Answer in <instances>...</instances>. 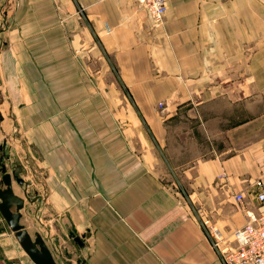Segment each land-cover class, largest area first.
Listing matches in <instances>:
<instances>
[{"label": "crops", "instance_id": "1", "mask_svg": "<svg viewBox=\"0 0 264 264\" xmlns=\"http://www.w3.org/2000/svg\"><path fill=\"white\" fill-rule=\"evenodd\" d=\"M216 103L244 107L175 173L169 121ZM260 103L264 0H167L162 24L135 0H0V166L58 264H222L193 202L227 235L260 211ZM17 261L0 214V264Z\"/></svg>", "mask_w": 264, "mask_h": 264}, {"label": "built area", "instance_id": "2", "mask_svg": "<svg viewBox=\"0 0 264 264\" xmlns=\"http://www.w3.org/2000/svg\"><path fill=\"white\" fill-rule=\"evenodd\" d=\"M135 2L148 10L155 23L164 22L167 0H135ZM158 106L163 107V103L159 102ZM254 186L253 197L259 204L260 211L254 213L245 209L247 220L228 235L213 222L203 206L193 207L195 217L222 264H264V185L260 179H257ZM233 196L236 202L243 204L242 192H236ZM12 264L25 263L17 261Z\"/></svg>", "mask_w": 264, "mask_h": 264}, {"label": "rangeland", "instance_id": "3", "mask_svg": "<svg viewBox=\"0 0 264 264\" xmlns=\"http://www.w3.org/2000/svg\"><path fill=\"white\" fill-rule=\"evenodd\" d=\"M242 107H244L243 103L238 107L234 104L223 105L216 103L208 105V113L211 114L212 118H215L207 122L203 120V118H199L197 109H191L187 106L181 107L179 109L180 115H176L177 117L169 121L167 125V130L172 131L174 134L172 137L171 152L163 150L165 156H169L167 160L169 164L176 167L175 173L177 170H181V168L187 165L188 161L191 162L194 160L197 162L202 160V158L215 154V152L209 151L212 143L209 137L211 133L214 135L216 132V135L212 137L215 138L216 142L219 140V130L223 126V121L219 119L220 110L224 111L227 109L231 112V115L234 116L237 110ZM259 108L261 111L264 108L261 103L259 104ZM230 122L231 121H228V123ZM232 122H234V120H232ZM224 123H226V121H224ZM260 126L261 129H263L262 123H260ZM179 186L181 191L187 192V185L179 183ZM193 203L198 205L197 201Z\"/></svg>", "mask_w": 264, "mask_h": 264}, {"label": "water", "instance_id": "4", "mask_svg": "<svg viewBox=\"0 0 264 264\" xmlns=\"http://www.w3.org/2000/svg\"><path fill=\"white\" fill-rule=\"evenodd\" d=\"M4 146V143H3ZM21 183V180L18 179ZM24 206L23 198L13 192L11 174L6 171L5 166H0V214L5 219L9 228L19 242L29 259L35 264H58L43 238L35 233L29 234L19 223Z\"/></svg>", "mask_w": 264, "mask_h": 264}]
</instances>
